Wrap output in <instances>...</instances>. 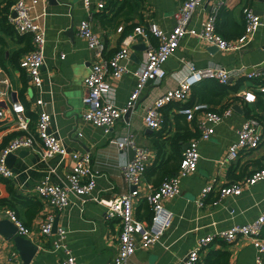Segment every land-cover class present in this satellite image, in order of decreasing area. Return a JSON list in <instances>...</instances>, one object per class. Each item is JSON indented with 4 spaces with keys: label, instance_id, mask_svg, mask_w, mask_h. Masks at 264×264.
<instances>
[{
    "label": "crops",
    "instance_id": "crops-1",
    "mask_svg": "<svg viewBox=\"0 0 264 264\" xmlns=\"http://www.w3.org/2000/svg\"><path fill=\"white\" fill-rule=\"evenodd\" d=\"M7 1L0 0V6ZM111 1L106 0L105 7L94 8L91 18L93 27L106 43L107 56L112 55L121 45L122 31L130 27L131 23L156 21L165 30H171L177 22V11L182 0H130L131 9L126 5L120 11L118 7L121 0ZM26 2L30 3L32 0ZM245 6L253 7L264 18V0H203L194 11L190 25L201 27L211 10L216 8L220 31L227 37H235L245 27ZM33 11L42 14L41 20L45 23L47 33L45 63L42 67L43 91L40 92L26 70L13 61V50L22 47L25 42L5 33L0 25V32L6 38V44L0 49L1 74L9 75L13 96H24L28 110L35 114L32 127L36 124L37 112L45 107L52 114V128L61 136L66 147L90 154L91 171L97 182L93 194L111 197L132 188L124 176L122 165L134 157L135 146L127 144L119 147L113 140L132 134L136 145L151 148L152 154L147 159L139 185V195L134 199L136 213L143 219L151 218L146 217V206L147 203L150 204L146 193L151 186L158 185L165 178H158L160 171L157 168L154 172L149 171L151 166L157 165L159 154L158 147L151 138L154 128L144 123L146 106L154 103L158 95L187 75L191 63L198 67L233 68L235 72L231 76V82L244 78V70L251 66L264 71V25L256 30L246 46L238 49L220 48L195 34L186 33L177 50L163 63L166 75L160 81H147L139 91L138 101L133 106L136 107L128 115L125 112L110 131H105L103 126L94 124L83 116L87 92L84 79L97 59L87 38L78 32L81 19L89 15L83 0H38ZM120 25H123L122 30L119 29ZM157 41V37L150 34L148 39L140 37L133 42L129 55L122 60L127 69L120 77L110 75L111 88L106 95L109 100L117 105L127 103L138 82L135 71L144 61L148 45ZM61 52L65 53L64 57ZM198 82L193 85L186 101L201 100L203 94L209 92L203 81ZM250 82L249 79H244L236 92L223 97L211 94L205 100L211 108H220L231 96L237 94L239 96L234 102H239L242 110L233 106L231 114L223 120L208 121L213 130L209 138L199 140L200 157L197 168L182 176L178 194L164 199V203L173 211L172 223L165 229L160 240L147 246L138 242L135 253L129 259L130 264L177 263L197 244L200 236L216 233L237 222L253 220L264 212V178L244 185L240 193H228L220 197L216 196L215 190L205 196L203 193L208 184L214 183L217 187L230 183L250 173L254 167L264 164V137L258 147L242 152L235 159L226 158L229 145L238 139L239 129L249 115L240 93ZM40 95L45 100L44 104L36 101V97ZM249 103L254 112H259L264 117V108L258 106L256 100ZM174 104L175 101L165 104L170 105L169 116L172 119L169 134L176 129L174 116L178 110ZM16 131L14 114L0 115V145ZM8 162L16 172L15 176L8 178L12 188L28 198H38L43 203L34 214L33 209L29 213L31 209L27 205L20 209L23 217L33 227L30 238L38 244V249L28 264H61L65 255L63 247H55L54 239L58 234L56 229L53 228L46 235L40 232V223L48 210H55L59 216V225L66 229L65 241L79 264H114L120 223L116 218L106 217L105 203L89 195L85 199L84 196L69 191L70 203L63 209H57L42 197H37L34 190V186L47 175H50L52 181L67 183L68 174L74 165L71 154L55 153L44 157L38 149L21 147L14 151V157ZM10 195L11 189L6 180L0 178V196ZM203 196L204 202L200 203ZM15 202L20 204L17 200ZM14 248L17 249L14 239L0 231V264H12L8 261V256ZM212 249L229 250L228 264H254L255 261L256 247L246 235L232 241L216 236L201 252V258L196 264H207V257ZM23 263L26 264L22 258Z\"/></svg>",
    "mask_w": 264,
    "mask_h": 264
},
{
    "label": "built area",
    "instance_id": "built-area-1",
    "mask_svg": "<svg viewBox=\"0 0 264 264\" xmlns=\"http://www.w3.org/2000/svg\"><path fill=\"white\" fill-rule=\"evenodd\" d=\"M38 0L27 3L26 0H15L11 7L10 20L20 32H29L32 35V46L27 49L20 59V66L30 75L33 85L39 91H43L42 67L45 63V47L47 33L44 21L40 13H35L33 7ZM89 15L81 19L78 25V32L87 38L89 45L95 50L96 60L92 63L89 73L85 76L87 92L84 97L85 108L83 116L94 124L101 125L105 131H110L119 118L136 105L139 98V91L150 79L160 81L166 70L164 61L173 54L186 33L195 34L220 48L234 49L242 48L248 44L254 33L260 26L264 25V18L251 6H245V27L244 31L235 36L227 37L217 28V10L213 8L201 27L190 25L194 11L203 0H182L177 11V22L171 30H165L156 21L148 23H137L133 29L127 32L121 39V45L110 56L105 54L106 43L102 35L95 30L91 22L94 8H102L106 0H83ZM13 11H16L14 14ZM123 25L119 26L122 30ZM150 34L157 37L156 43H150L146 51V57L140 67L136 69L138 82L131 92L125 105H117L107 98V92L111 88L110 75L120 77L127 69L122 64L123 58L127 57L132 48L133 42L142 37L148 39ZM64 57L65 53L61 52ZM190 71L176 85L166 89L154 103L146 106L144 123L150 128L162 126L164 117L162 106L171 101L184 103L190 96L193 85L207 76H214L221 82L227 83L234 74L235 69L226 66L198 67L191 63ZM0 68V115L13 113L16 122L17 133L11 136L6 143L0 147V177L11 178L16 175L15 170L8 162L11 152L21 147L38 149L44 157L55 153L63 155L71 154L74 165L68 174L67 183L52 181L47 175L42 181L34 186L37 197H42L51 206L57 209L65 208L70 199L69 191L78 195L92 197L106 205V217L116 218L120 223L118 232L117 251L114 255V264H130L129 259L137 249L138 242L143 245H150L160 240L165 229L173 220V211L164 203L166 197L178 194L181 190L180 183L183 175L194 171L198 166L200 157L199 140L209 138L213 126L208 121H220L231 114L233 103L227 104L222 109L211 108L205 101H194L191 104H181L178 111L187 114L188 119L197 117L200 133L189 139L188 145L183 149L180 166L174 174L167 175L158 184L150 187L146 193L152 208L150 219H143L136 213L134 199L139 195V185L145 172L147 159L151 156L152 150L148 146L136 145L132 134L117 138L115 141L119 147L127 144L135 146V155L132 159L122 165L125 178L132 188L123 193L111 197L93 194L96 187V179L93 176L90 165V154L80 150H69L62 138L52 128V114L43 107L37 112L36 124L32 127L33 117L28 113L27 106L18 95L13 96L10 85L11 79L7 74H1ZM246 77L251 81L240 95L247 101L257 99V89L264 90V82L259 86L253 84L252 77L264 74V71L253 67L244 70ZM38 103L44 104L45 100L40 95L36 97ZM264 117L254 111L243 121L239 129V137L232 142L226 153L227 159H235L242 152L258 147L264 137ZM226 160V159H225ZM264 178V164L254 167L250 173L242 178L235 179L230 183L215 186L214 183L204 187V196L215 190L216 196L220 197L228 193H240L244 185L252 184ZM204 196L199 200L204 202ZM56 211L48 210L40 223V232L50 234L54 228ZM9 218L17 226V232L31 237L33 227L27 223L9 205L0 207V219ZM264 212L257 218L244 222H237L229 227L219 229L216 233H208L199 237L195 246L177 263L172 264H196L201 258V252L216 238L222 237L232 241L241 235L249 236L256 247L254 264H264ZM57 237L54 239L55 247H63L65 255L61 264H79L76 255L72 252L65 241L66 229L58 225ZM8 261L12 264H22V257L18 249L10 251ZM24 264V263H23ZM28 264V263H27Z\"/></svg>",
    "mask_w": 264,
    "mask_h": 264
},
{
    "label": "trees",
    "instance_id": "trees-1",
    "mask_svg": "<svg viewBox=\"0 0 264 264\" xmlns=\"http://www.w3.org/2000/svg\"><path fill=\"white\" fill-rule=\"evenodd\" d=\"M114 0L111 1V3ZM13 4V0H8L5 4L0 6V25L1 29L7 33L11 34L12 36H16L18 40L24 41L25 44L22 47H19L17 49L13 50L12 58L13 61L20 65V59L22 54L29 49V47L32 46V35L29 32H20L15 25L11 22L10 20V12H11V7ZM128 5L129 8L131 9L132 3L130 0H121V4L118 7V11L122 8V6ZM137 23H131L130 27H126L122 31V37L129 31L133 29V27ZM217 28L220 31V26L217 23ZM244 31V30H243ZM242 31V32H243ZM221 32V31H220ZM241 32V33H242ZM240 33V34H241ZM239 35V34H238ZM226 36V35H225ZM6 44V38L5 36L0 32V49ZM2 53V52H1ZM0 53V55H1ZM22 53V54H21ZM1 61V59H0ZM253 84L258 85L260 83L264 82V76H254L252 77ZM244 79H248L246 76L236 82H221L218 78L214 76H207L201 79L204 83V87H206L209 92H206L203 94L202 98L200 101H205L207 98H209L214 94L219 95L220 97H223L224 95L230 93V92H236L239 88V86L243 83ZM200 82V81H199ZM198 82V83H199ZM257 105L260 107L264 108V90L258 88L257 90ZM239 96L237 94H234L233 96L230 97L225 103H223L220 108H214V109H222L225 107L227 104H232L235 100V98ZM241 97V96H240ZM22 98V97H21ZM25 99V97L23 96ZM22 100L24 101V99ZM243 98V97H241ZM245 103V108L246 111H248L249 114L253 112L252 106L250 105L249 101L244 99ZM195 100H188L182 103L181 101H175L174 106L179 107L181 104H191ZM172 102V101H171ZM25 103V101H24ZM27 103V101H26ZM25 103V104H26ZM173 104V103H172ZM27 106V105H26ZM173 107V105H172ZM169 109L170 105H165L161 108L162 113H163V123L162 126L159 128H154V130L151 133V138L153 139V142L157 145L158 147V160H157V165L151 166L149 168V171L154 172L155 168H157L160 171V175L158 178H161V176H166V175H171L177 172L179 166H180V160L182 157V152H183V144L189 140L190 138L194 136H198L200 133V129L198 127V120L197 117H194L192 119L187 118V114L181 111H177L174 116V120L176 123V129L169 134L170 126L172 125V119L169 116ZM28 110V107H27ZM28 113L32 115L33 119L35 118L33 115H35L32 111L28 110ZM260 115H262L259 112H255ZM263 116V115H262ZM18 131L14 132L16 134ZM11 135L7 136L5 141L0 145L3 146L6 141L10 138ZM1 179L6 180L9 188L11 189V195L10 196H0V207L4 205H9L14 207L19 215L27 222L30 224V221L26 220V217L24 218L22 211L20 210L22 206L27 205L29 206V213L33 209V214L34 211H39L40 208L42 207L43 203L41 200L38 198H28L25 195H22L20 193H17L11 185V181L8 179V177H0ZM15 200L20 202V204L16 203ZM151 204L147 203L146 206V217L150 218L152 216V208H150ZM141 216V215H140ZM139 216V217H140ZM142 218V217H141ZM208 263L207 264H228L229 263V258H230V252L229 250H220V249H212L210 253L208 254Z\"/></svg>",
    "mask_w": 264,
    "mask_h": 264
},
{
    "label": "water",
    "instance_id": "water-1",
    "mask_svg": "<svg viewBox=\"0 0 264 264\" xmlns=\"http://www.w3.org/2000/svg\"><path fill=\"white\" fill-rule=\"evenodd\" d=\"M13 13L15 14L16 11H13ZM71 30H73V28ZM252 68L253 66H251L249 70ZM233 106L236 109L242 110L241 104L239 102H234ZM135 107L128 108L125 115H128L131 112V110ZM188 143H189V140H187L183 144V147L185 148L188 145ZM12 157H14V152H11L9 154L8 160H10ZM58 221H59V216H57L54 221V229H57L59 225ZM0 231H2L8 237L14 239L16 247L20 251L22 258L24 259V262L26 264L29 263L31 261V258L33 257V255L38 249V244L35 241H33L30 237L18 233L16 224L9 218L0 219Z\"/></svg>",
    "mask_w": 264,
    "mask_h": 264
},
{
    "label": "rangeland",
    "instance_id": "rangeland-1",
    "mask_svg": "<svg viewBox=\"0 0 264 264\" xmlns=\"http://www.w3.org/2000/svg\"><path fill=\"white\" fill-rule=\"evenodd\" d=\"M252 110H253V107H252Z\"/></svg>",
    "mask_w": 264,
    "mask_h": 264
}]
</instances>
